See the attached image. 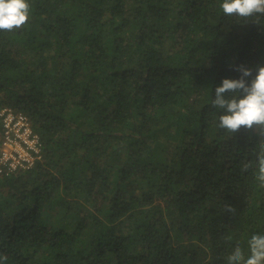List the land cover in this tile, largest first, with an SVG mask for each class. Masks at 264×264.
<instances>
[{
    "label": "trees",
    "instance_id": "obj_1",
    "mask_svg": "<svg viewBox=\"0 0 264 264\" xmlns=\"http://www.w3.org/2000/svg\"><path fill=\"white\" fill-rule=\"evenodd\" d=\"M222 2L28 0L29 21L0 30V110L25 115L41 151L0 176L6 264L250 254L264 140L219 128L212 101L239 66L248 82L264 67V16H225Z\"/></svg>",
    "mask_w": 264,
    "mask_h": 264
},
{
    "label": "clouds",
    "instance_id": "obj_2",
    "mask_svg": "<svg viewBox=\"0 0 264 264\" xmlns=\"http://www.w3.org/2000/svg\"><path fill=\"white\" fill-rule=\"evenodd\" d=\"M220 8L225 16H235L243 20L251 17L264 16V0H223ZM31 6L28 0H0V30H20L30 18ZM239 79H223L221 85L215 88L212 106L223 110L219 116L218 127L235 134L242 129L255 132L264 140V67L256 70V75L250 82L246 77L252 76V70L239 66ZM259 188L264 189V151L258 154ZM251 165L245 164L246 171ZM225 211L234 214L232 205H225ZM228 239H231L230 237ZM249 255L246 257L237 244L230 255L227 264H264V235H253L248 241ZM6 255H0V264H6Z\"/></svg>",
    "mask_w": 264,
    "mask_h": 264
},
{
    "label": "built area",
    "instance_id": "obj_3",
    "mask_svg": "<svg viewBox=\"0 0 264 264\" xmlns=\"http://www.w3.org/2000/svg\"><path fill=\"white\" fill-rule=\"evenodd\" d=\"M40 152L28 118L8 108L0 110V176L29 169L40 159Z\"/></svg>",
    "mask_w": 264,
    "mask_h": 264
}]
</instances>
